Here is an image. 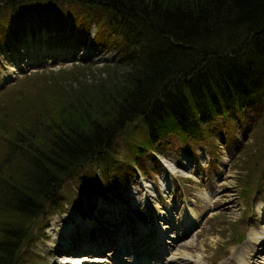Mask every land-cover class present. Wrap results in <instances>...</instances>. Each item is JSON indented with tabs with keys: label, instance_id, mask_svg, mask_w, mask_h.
I'll return each instance as SVG.
<instances>
[{
	"label": "rangeland",
	"instance_id": "1",
	"mask_svg": "<svg viewBox=\"0 0 264 264\" xmlns=\"http://www.w3.org/2000/svg\"><path fill=\"white\" fill-rule=\"evenodd\" d=\"M69 4L64 3L65 9ZM26 6L15 0L0 2V24L7 27L5 37L0 38V160L6 151V140L17 128H32L31 145H43L58 127L66 124L63 119H68L69 114H77L75 117L80 119L72 104L77 103L82 109L87 104L88 91L92 90L98 97L95 92L98 84L103 82L110 88L117 83L116 75L121 71L120 68L114 73L109 70L122 54L115 41L117 36L108 32L107 26L96 25L94 21L85 20L87 26L83 28L77 25L82 21L78 10L84 5L76 6L78 13L65 26L50 25L48 18L35 10L37 4H31L29 11ZM12 7L25 11V15L9 19L7 9ZM29 52H38L39 56L29 60ZM11 66L15 69L12 72ZM57 101L61 112L49 115L50 106L57 105ZM99 102L97 98L91 100V103ZM252 113L236 112L240 119L234 122L228 118L226 124L221 117L219 131L210 135L201 132L184 139L169 135L164 139L166 144H154L155 156L162 164L150 152H144L137 158L141 166L135 165L131 157V165L124 171L116 169L118 161L105 172L97 160L81 166L56 189L54 205L67 201L62 212L52 213L46 205L47 209L33 220L30 236L16 257L19 264H70L72 250L84 235L88 241L90 236L94 241L109 237L112 246L105 249L106 255L110 253L119 262L123 258L133 261L130 264H140L142 258L150 257L146 254L149 236L153 240L157 237L166 240L161 254L171 260L168 264H264V155L261 156L264 130L260 125L254 128ZM260 121H264V116ZM132 127L128 129L124 124L125 136L137 126ZM133 135L141 142L144 132L139 127ZM122 138L117 143L113 141L110 147L106 144L105 152L119 159L132 147L126 137ZM20 158L14 156V166L22 164ZM95 174L106 182L85 193L78 182L80 179L87 182L90 175L94 180ZM245 178L250 181L246 183V194L241 196ZM103 187L109 189L106 196ZM96 193L104 198L90 199ZM135 204L142 213L140 222L129 212L135 209ZM73 211L82 217L89 216L83 219L85 230L80 221L65 229L68 216L73 214L79 219ZM101 211H106L107 217L93 220L91 214L101 215ZM194 212L200 218L190 225L188 219ZM151 216L156 219L153 221ZM45 221L46 227L42 229ZM154 223L157 228L152 226ZM141 226H146L151 234L146 236L147 230ZM244 232L246 236L240 241ZM125 234L131 239L122 240L116 248L115 238ZM96 251L102 250L97 247Z\"/></svg>",
	"mask_w": 264,
	"mask_h": 264
},
{
	"label": "trees",
	"instance_id": "2",
	"mask_svg": "<svg viewBox=\"0 0 264 264\" xmlns=\"http://www.w3.org/2000/svg\"><path fill=\"white\" fill-rule=\"evenodd\" d=\"M15 1L27 5V11L37 4L35 10L50 25L62 26L74 19L76 6L84 5L78 10L82 21L77 25L83 28L84 22L94 21L107 26L117 36L122 54L109 67L112 73L121 69L117 83L106 88L100 82L95 89L98 97L88 91L82 109L72 104L79 120L77 114H69L63 119L66 124L40 146L31 145L32 128H17L6 140L0 160V264H19L16 257L30 236L33 220L46 205L48 211L60 213L67 201L54 205L56 189L81 166L97 160L105 172L118 161L116 169L124 171L131 157L141 166L137 158L153 152L155 143L166 144L169 135L182 139L201 132L210 135L219 131L221 117L223 123L228 118L237 122L239 111L253 112L254 128L260 125L264 130L260 121L264 116V0ZM15 9H7L9 19L25 15ZM6 30L0 24V38ZM92 98L100 102L91 103ZM58 102L50 106L49 115L61 112ZM124 124L137 127L125 136ZM139 127L144 132L141 142L133 135ZM122 137L132 147L119 159L105 152ZM14 156L21 157L22 164L14 166ZM94 177L78 182L85 193L99 188L100 182L104 185V179ZM249 181L244 179L241 196Z\"/></svg>",
	"mask_w": 264,
	"mask_h": 264
},
{
	"label": "bare ground",
	"instance_id": "3",
	"mask_svg": "<svg viewBox=\"0 0 264 264\" xmlns=\"http://www.w3.org/2000/svg\"><path fill=\"white\" fill-rule=\"evenodd\" d=\"M30 52H29V54H30L29 55V60L30 59H34L35 57L39 56L38 52H35V53H30ZM14 70H15L14 66H11L10 71L12 72ZM107 194H109V193H104V196H106ZM92 198H96L97 199V198H104V197H103V195L96 193V194H94V196ZM73 212H75L78 215L77 211H73ZM70 213H71V211L69 212V214ZM56 214H58V213H56ZM93 214H94V212H93ZM96 214H97L96 217H92L93 220L96 219V218L98 219L99 217L105 219L107 217V215H108L106 211H101V215L99 213H95L94 215H96ZM88 217L89 216L82 217V214H80L79 219H77V217L75 215L71 214V216H68L66 218V219H68V222L66 224L65 229L68 230L70 228V226H72V224H75V223H77V221H80V222H82V228L85 230L86 228H84V227H86V226L83 225V223H84L83 219L86 220V218H88ZM199 218H200L199 213L198 212H194L188 219L189 224L193 225L196 221L199 220ZM182 221H184L183 217L181 218V222ZM175 224H178V223H175ZM95 226H97V228H98L99 224H95ZM82 228H81V230H82ZM164 228L168 229L169 227L168 226H164ZM81 230H80V232H81ZM83 231L81 233H83ZM87 233L90 235L89 232H87ZM257 234H258V236H256V237H259L260 235H259L258 232H257ZM168 237H171V235L168 236ZM76 238L79 239V237H76ZM124 239L125 240H130L131 238H130V236H128V234H125V236H121V237L119 236V237L115 238V243H117V246L116 245H114V246L116 248L121 246L120 242L122 240H124ZM87 241H88V239L85 237V235L82 236L81 242L77 243L78 247L72 250L73 256L69 260L70 264H106V263H108L109 262V256H107L106 254L103 255V256L100 255L101 253H98L96 251V249H97V247H99L100 250H105L106 248L111 247L112 245H111V240L109 239V237L107 239H103V238L99 237V241H94V240L91 239V236H90V241H88V243H86ZM154 241L155 242H160L161 240L157 237L156 239H154ZM96 242H98V244ZM109 254L110 253H108V255ZM164 264H168V262H165Z\"/></svg>",
	"mask_w": 264,
	"mask_h": 264
}]
</instances>
